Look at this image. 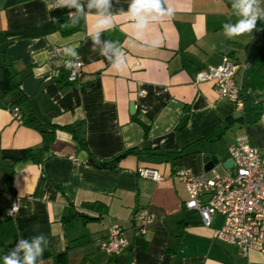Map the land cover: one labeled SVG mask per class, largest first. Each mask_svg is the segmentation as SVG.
<instances>
[{"label": "crops", "instance_id": "0c3cea01", "mask_svg": "<svg viewBox=\"0 0 264 264\" xmlns=\"http://www.w3.org/2000/svg\"><path fill=\"white\" fill-rule=\"evenodd\" d=\"M129 4L111 0L112 28L92 51L95 9L74 24L75 9L0 0V213L14 196L20 199L15 216L0 219V256L18 237L43 233L50 241L44 264H264V253L244 255L213 238L198 211L185 207L188 193L175 175L178 169L218 174L240 136L264 148V118L249 122V112L220 97L213 82L193 81L198 70L228 56L239 64L235 80L243 85L246 64L264 46V21L228 39L223 24L236 20L230 0H166L173 15L137 34ZM106 41L125 54L120 72L100 54ZM66 47L83 62L76 82L67 80ZM18 91V108L35 122L13 118L8 106ZM259 94L249 89L244 107ZM44 130L53 132L46 147ZM119 154L113 167L101 166ZM206 156L219 160L207 171ZM142 168L163 179L143 178ZM143 208L154 220L141 235L134 222ZM221 223L215 215L212 226ZM112 225L128 241L115 255L100 248Z\"/></svg>", "mask_w": 264, "mask_h": 264}, {"label": "built area", "instance_id": "2783aa9c", "mask_svg": "<svg viewBox=\"0 0 264 264\" xmlns=\"http://www.w3.org/2000/svg\"><path fill=\"white\" fill-rule=\"evenodd\" d=\"M47 1L50 6H58L55 0ZM51 51L58 52L59 48L53 47ZM76 60L67 66L69 82H76L82 74L83 62L77 57ZM238 69L237 62L223 56L218 65L198 70L193 81L213 82L220 97L233 102L237 110H243V85L235 80ZM10 110L13 118L22 124L19 108L14 106ZM229 158L233 166L222 176L215 174L205 178L186 169L176 170L175 175L184 182L188 193L185 207L198 211L203 225L212 229L213 238L236 246L244 255L250 251L264 253V148L252 145L247 136H240L230 146ZM139 175L154 181L163 179L162 174L152 168L140 169ZM19 204L20 199L14 196L10 205L0 213V219L14 217ZM215 215L222 217L218 227L212 226ZM153 220V215L146 208L140 209L135 214L134 228L142 235ZM127 245L122 228L112 225L100 248L115 255Z\"/></svg>", "mask_w": 264, "mask_h": 264}, {"label": "clouds", "instance_id": "9594fccd", "mask_svg": "<svg viewBox=\"0 0 264 264\" xmlns=\"http://www.w3.org/2000/svg\"><path fill=\"white\" fill-rule=\"evenodd\" d=\"M230 2L232 15L236 17V20L234 23L223 24V33L228 39L252 33L257 29L258 21H264L262 0H230ZM55 3L61 8L76 10V18L72 21L74 24L79 23V20L87 16L92 9L96 10V19L89 31L93 44L92 51H95L96 46L101 44V34L112 28L111 0H88L86 6L81 0H55ZM68 14L69 17L73 15L70 11ZM127 15L134 22L132 27L136 29L137 34H140L150 21L158 22L162 17L172 16L173 9L166 6V0H130ZM51 19L53 22H58L54 17ZM61 27H66V24ZM65 52L69 58L65 61L67 66L77 61L76 57L79 53L75 48L66 47ZM100 54L117 72L126 67L125 54L115 46L114 42H104ZM49 243L48 237L43 233L34 235L30 239L18 237L14 246L0 256V261L2 264H44L43 255Z\"/></svg>", "mask_w": 264, "mask_h": 264}, {"label": "trees", "instance_id": "16d2710c", "mask_svg": "<svg viewBox=\"0 0 264 264\" xmlns=\"http://www.w3.org/2000/svg\"><path fill=\"white\" fill-rule=\"evenodd\" d=\"M71 29H74L72 27ZM1 67L0 69L2 70ZM245 71H246V81L243 84V99H246V93L249 89H252L254 91H259V99L255 102L249 103V106L244 107V112H249V118L248 121L251 123H256L260 119L264 118V46H262L255 54L254 56L249 60V62L245 66ZM13 87H18L17 85H13ZM4 90L0 89V99L4 95ZM21 92L18 91V96L15 100L11 102V104L8 106L9 109H11L14 106H17L18 102L21 99ZM18 107V106H17ZM20 110V109H19ZM21 112V116L23 119V124L25 123H33L35 122L33 115L31 113L26 114L25 112ZM43 132V141L44 145L43 147H46L48 142H50L53 138V132H47V131H42ZM133 151V149H128L124 153ZM30 154V149L27 150V155ZM122 154H119L115 156L111 161L108 162H101V166H111L113 167L114 165L112 162L117 160ZM87 164H94L95 162L92 158H89L86 161Z\"/></svg>", "mask_w": 264, "mask_h": 264}, {"label": "water", "instance_id": "95a60500", "mask_svg": "<svg viewBox=\"0 0 264 264\" xmlns=\"http://www.w3.org/2000/svg\"><path fill=\"white\" fill-rule=\"evenodd\" d=\"M133 106H135V105L133 104ZM204 162L206 163L205 164V170L207 171V170L212 169L216 165H218L219 160L215 156H213V157L212 156H206L204 158ZM232 166H233V161L230 158L223 163L224 168H231Z\"/></svg>", "mask_w": 264, "mask_h": 264}, {"label": "rangeland", "instance_id": "374dc122", "mask_svg": "<svg viewBox=\"0 0 264 264\" xmlns=\"http://www.w3.org/2000/svg\"><path fill=\"white\" fill-rule=\"evenodd\" d=\"M215 172L220 174V175H224L226 170L222 166H218V167H216Z\"/></svg>", "mask_w": 264, "mask_h": 264}]
</instances>
